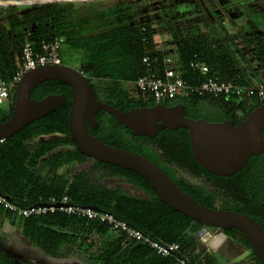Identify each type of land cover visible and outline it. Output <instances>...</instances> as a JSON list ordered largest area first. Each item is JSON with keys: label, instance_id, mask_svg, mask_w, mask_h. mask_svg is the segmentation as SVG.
Segmentation results:
<instances>
[{"label": "trees", "instance_id": "obj_1", "mask_svg": "<svg viewBox=\"0 0 264 264\" xmlns=\"http://www.w3.org/2000/svg\"><path fill=\"white\" fill-rule=\"evenodd\" d=\"M147 2L87 0L0 9V80L10 82L20 68L22 48L27 37L34 42L36 49L42 42L58 38L63 49L68 47L81 54L83 62L77 71L87 79L99 100L125 111L157 105L152 95L142 94L135 86L143 73L142 57L160 58L163 54L157 51L153 23L142 15V8ZM153 2L162 9L165 1ZM255 2L258 8L244 25H232L233 33L225 27H214L211 32L191 33L161 12L166 32L174 44L177 68L188 84H197L204 78L191 69L193 60L207 64L211 76L239 85L264 84V0ZM92 81L100 82L102 88L98 89ZM124 84L132 85L133 93L123 89ZM15 91L16 88L13 89L11 104L0 111V117L9 119L12 115ZM61 94L66 96L65 106L58 107L0 142V194L22 208L67 196L73 204L93 206L112 213L160 244L177 243L180 249L169 257H163L148 245L141 243L135 247L136 242L123 233L112 232L106 223L58 211L22 218V239L52 258L57 257L62 248L70 254L81 248L86 253L94 249L98 264H178L179 257H186L190 264H219L216 255H211L208 245L197 235L202 224L161 202L150 183L139 174L88 158L76 148L67 154L61 150L46 158L58 147H75L69 132L72 93L67 84L51 80L39 84L31 94L35 100ZM178 102L186 107L187 117L204 118L209 122L221 121V116H248L255 108L264 105V101L259 102L256 98L235 95H189L161 101L167 107ZM96 118L99 128L96 131L89 129L90 134L108 146L150 159L198 203L219 210L221 191L192 185L175 174V167L184 168V162L189 157L193 160L187 129H165L156 138L149 139L133 136L106 112H100ZM42 137L51 138L40 141ZM33 140H37L35 146L30 145ZM65 158L78 164L90 161L91 165L75 173L70 180H64L58 170ZM44 165L48 167L50 178L38 172L39 167L42 169ZM200 170L214 177L206 170ZM114 179L127 183L141 194H132L120 185L107 182ZM227 193L222 197H226ZM228 204L233 206L230 202ZM247 210L234 207L233 211L250 215ZM0 212L13 217L3 209ZM258 222L264 229V218ZM195 227L196 234L191 235L189 231ZM226 235L251 250L250 243L236 229L227 231ZM251 255L256 263L264 264L253 251Z\"/></svg>", "mask_w": 264, "mask_h": 264}, {"label": "water", "instance_id": "obj_2", "mask_svg": "<svg viewBox=\"0 0 264 264\" xmlns=\"http://www.w3.org/2000/svg\"><path fill=\"white\" fill-rule=\"evenodd\" d=\"M26 1H34L33 4L26 5H36L87 0H0V4H22ZM51 80L63 82L71 89L69 132L71 141L80 154L133 171L143 177L157 192L161 202L202 224L198 237L208 245L211 255L228 238L226 232L236 229L250 243L256 257L264 263V229L258 221L247 214L213 210L198 203L150 159L108 146L89 132V129L96 131L99 128L96 116L100 112L112 115L117 124L136 137L154 139L165 129H187L196 162L213 175L227 177L240 171L251 156L264 152V105L255 108L237 125L234 121L207 122L187 117L182 104L167 107L159 102L153 107H137L125 111L99 100L87 79L78 71L65 65H48L31 70L22 77L16 87L12 115L9 119H0V142L66 105L65 94L48 95L41 100L31 98L39 84ZM44 140V137L40 139ZM87 207L100 211L93 206ZM15 220L16 217L13 216L12 223ZM137 246L139 243L135 247Z\"/></svg>", "mask_w": 264, "mask_h": 264}, {"label": "built area", "instance_id": "obj_3", "mask_svg": "<svg viewBox=\"0 0 264 264\" xmlns=\"http://www.w3.org/2000/svg\"><path fill=\"white\" fill-rule=\"evenodd\" d=\"M62 50L61 39L56 38L52 41H44L40 48L36 49L34 42L27 37L22 48V64L20 68L17 69L10 82L0 80V111L3 106L11 104L13 89L18 86L27 72L41 66L61 65ZM157 51L163 53L160 58L148 55L142 57L143 73L135 82V86L142 94L152 95L158 103L165 99L189 95H235L238 97L246 96L249 99L256 98L259 102L264 101V84L253 86L239 85L230 80L211 76L209 75V66L199 60L191 61L190 67L204 78L197 84H188L177 68L176 59L164 53L158 47ZM0 209L12 214L17 219L41 216L58 211L77 218L106 223L112 232L123 233L136 243L148 245L156 254L163 257H169L180 249L177 243L170 245L160 244L127 222L118 219L112 213L73 204L67 196L60 200L51 198L48 203L22 208L6 196L0 195ZM178 264H190V261L186 257H179Z\"/></svg>", "mask_w": 264, "mask_h": 264}, {"label": "flooded vegetation", "instance_id": "obj_4", "mask_svg": "<svg viewBox=\"0 0 264 264\" xmlns=\"http://www.w3.org/2000/svg\"><path fill=\"white\" fill-rule=\"evenodd\" d=\"M205 1H207L206 3H208L210 8L215 11V18H212L205 11ZM191 5L192 3H186L185 0L165 1L163 3V8H158L160 18L162 20L161 12H163L164 14L175 20V22L183 24V20L177 19L176 21L175 15H178V12L180 13V11L192 9ZM195 5L201 12L199 20H201L202 22L200 25H204L207 27L210 26L212 28V31L214 27L217 29H222L224 27L225 21L233 23L234 25L236 23V19H238L236 18L237 16H234L236 14L240 18H246L245 23H247L250 14L258 8L255 0H195ZM194 10L195 9H193V11ZM172 13H174V16L172 15ZM187 20L189 21L190 19L188 18ZM193 20H196V18H193ZM205 32L211 31L207 30ZM172 49L174 51L173 42ZM177 104L181 103L178 102L175 105ZM247 117L248 116H245L243 114H238L234 118L221 116V121L216 122L234 121L235 125H237L240 121L245 120ZM1 118L6 117H0V119ZM204 120L207 121L206 119ZM192 157L193 160L189 157L187 162H184L183 170L188 176V178L184 179L192 185L204 186L212 190L221 191L222 195L218 198L219 210L222 209L233 211L234 207H238V209H248L247 211L248 213L250 212L251 215L249 216L254 220L259 221L264 218V152L257 156H251L248 159L246 165L240 171L227 177L218 175H214V177L208 176L206 173L200 170L203 168L196 162L193 153ZM224 193H227V198L222 197L224 196ZM243 201L246 202V204L242 203ZM228 202H230L233 206H229ZM12 219L13 218H11L9 214L0 212V264H54L51 262V259H48L49 257L47 258V255L44 252H42V255H44V258L46 260L37 257L29 250V243H26V241L23 240L22 237L21 240L16 237V231L14 230L15 224L17 222L15 221L14 223H12ZM6 223L8 224V227H6ZM15 239L19 241L20 247H16L14 245L13 241ZM63 264L79 263L70 261L64 262Z\"/></svg>", "mask_w": 264, "mask_h": 264}, {"label": "rangeland", "instance_id": "obj_5", "mask_svg": "<svg viewBox=\"0 0 264 264\" xmlns=\"http://www.w3.org/2000/svg\"><path fill=\"white\" fill-rule=\"evenodd\" d=\"M147 4L142 8V15L143 17L148 21H151L154 25L155 31H156V42L158 43L157 47L160 50H163L166 52V54H169L170 56H172L173 58H175V52L172 49V42L170 39V36L168 35V33L166 32V28L163 24V21L160 18L159 15V11L157 6L154 4L153 0H147ZM163 1H175V0H163ZM202 1V0H201ZM79 1H76L75 3H78ZM186 3H192L190 10L186 9L183 11H180V13L178 12V15L176 14L175 19L177 21V19L179 20H183V24L182 23H178L181 27L187 29L188 31H190L191 33H198V32H202V31H212V28L209 26H204V25H200L201 24V20H199L200 16H201V12L200 10L196 7L195 5V0H185ZM207 1L204 2V7H205V11L212 17L215 18L216 17V13L215 11L210 8V6L208 5V3H206ZM26 6H30V5H14V7H18L19 9H23ZM7 7L10 6H0V9H5ZM207 7V8H206ZM193 9H195L193 11ZM192 10V11H191ZM172 15L174 16V13H172ZM237 16L236 18V23L239 26H242L245 24L246 22V18H240L237 14L234 15ZM190 19L189 21L187 19ZM193 18H196V20H193ZM233 23H229L227 21H225L224 23V27L226 29H228L230 32H234V29L232 28ZM83 62V59L81 57V54L79 52H73L71 50H69L68 47H65L62 50V56H61V65H65L68 66L74 70H79L80 68V64ZM92 84H95L98 89L102 88V84L98 81H92ZM123 89L133 93V86L130 84H124ZM101 92V91H100ZM102 93V92H101ZM9 107V105H5L2 107V111L7 109ZM51 137H46L45 139H48ZM37 143V140H33L30 145L31 146H35ZM75 147L72 145L69 146H63V147H58L56 150H54L53 152L49 153L46 158L49 159L50 156L52 154H56L57 152L63 150L66 154L69 153L70 151H72ZM44 158V161L45 159ZM91 165L90 161H87L85 164H78V163H71L69 161L64 160L63 165L59 168L58 170V174L64 177V180H70L75 173L82 171L83 168H85L86 166ZM175 174L179 177L182 178H188L186 172L182 169H180V167H175L174 168ZM38 172L41 176L46 177V178H50L51 174L48 172V167L44 165V168H40L38 169ZM107 182L111 185H120L122 186L126 191L132 193V194H136V195H140L141 192H137L135 191V189H133L130 185H128L127 183L123 182V181H119L117 179L114 180H107ZM6 227H8V224L6 223ZM20 224L16 223L15 224V230L16 231V237L18 239L21 240V234H20ZM196 229L197 227H195L194 229H192L191 231H189L192 234H196ZM195 236V235H194ZM14 245L16 247H20L19 245V241L17 239H15L14 241ZM89 243H87L88 245ZM210 249V248H209ZM30 250V249H29ZM32 253H34L37 257H39L40 259H45L44 255H42L41 252H38V250L35 249V246L32 247V249L30 250ZM252 250L248 249L246 246H244L243 244H241L239 241H237V239H231V238H227L222 244L221 246L215 251V255L216 258L219 261V264H258L254 261L252 255H251ZM46 260V259H45ZM70 262V261H75L79 264H98L95 260V250L93 249L90 253H86L84 251V249H78L77 251H75L74 253H67L64 249H62L59 253L58 256L56 257L55 260L51 261L54 264H63L64 262Z\"/></svg>", "mask_w": 264, "mask_h": 264}, {"label": "crops", "instance_id": "obj_6", "mask_svg": "<svg viewBox=\"0 0 264 264\" xmlns=\"http://www.w3.org/2000/svg\"><path fill=\"white\" fill-rule=\"evenodd\" d=\"M12 218H13V217H12ZM21 220H22V219H19V218H18V219L16 218V220H15L18 224H20V227H21ZM21 233H22V228H20V234H21ZM23 240H24V239H23ZM25 241H26V240H25ZM26 243H29V242L26 241ZM33 246H34V245H32V244L29 243V247H30L29 249H30V250L32 249ZM35 249L38 250V252H41V253L43 252L40 248H38V247H36V246H35ZM62 249H64V248H62ZM62 249H61V250H62ZM48 257H49V256H47V258H48ZM48 259H51V261H53V260L56 259V257H55V258L49 257ZM65 262H66V261H65Z\"/></svg>", "mask_w": 264, "mask_h": 264}, {"label": "bare ground", "instance_id": "obj_7", "mask_svg": "<svg viewBox=\"0 0 264 264\" xmlns=\"http://www.w3.org/2000/svg\"><path fill=\"white\" fill-rule=\"evenodd\" d=\"M33 2H34V1H26V2H23L22 4L16 2V3L13 4V5H9V3H1L0 6L26 5V4H33Z\"/></svg>", "mask_w": 264, "mask_h": 264}]
</instances>
